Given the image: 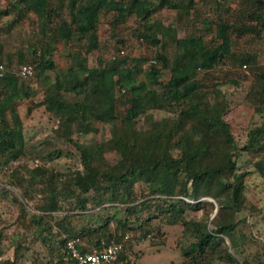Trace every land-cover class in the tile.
Returning a JSON list of instances; mask_svg holds the SVG:
<instances>
[{
    "label": "trees",
    "instance_id": "obj_1",
    "mask_svg": "<svg viewBox=\"0 0 264 264\" xmlns=\"http://www.w3.org/2000/svg\"><path fill=\"white\" fill-rule=\"evenodd\" d=\"M244 1L235 12L231 0H7L0 6V19L9 18L0 31L28 20L33 33L17 61L11 51L0 57V264H25L38 243L46 256L32 264H77L67 244L72 237L85 240L82 250L102 239L124 240L115 264H144L135 241L164 244L169 225L182 226V259L173 264H264V238L249 221L263 212L251 191L256 177L264 181V63L258 52L233 48L245 34L264 40V0ZM163 7L176 10L175 21L154 17ZM104 14L111 15L114 40L102 43ZM197 19L203 21L198 32L179 34ZM123 25L150 55L125 52ZM61 43L69 48L65 67L54 57ZM94 51L97 65L89 61ZM24 64L32 74L20 73ZM223 65L238 75L201 77ZM243 67L249 78L238 72ZM31 76L42 82L39 100L32 98L39 89ZM243 86L254 114L242 139L226 115L234 107L231 95ZM24 98H32L27 114L42 107L51 119L45 137L28 141L19 110ZM256 114L263 116L258 122ZM104 129L107 137L81 139ZM242 152L253 169H240ZM241 211L249 215L238 217Z\"/></svg>",
    "mask_w": 264,
    "mask_h": 264
},
{
    "label": "rangeland",
    "instance_id": "obj_2",
    "mask_svg": "<svg viewBox=\"0 0 264 264\" xmlns=\"http://www.w3.org/2000/svg\"><path fill=\"white\" fill-rule=\"evenodd\" d=\"M6 1L7 0H0V6L5 7L7 4ZM244 2H245L244 0H231V2L228 3L229 4L233 3L232 7L231 5L229 6V4H227V6H229L228 8L230 11L235 12L237 9L239 10L244 6ZM201 4L202 1L199 5V8H202ZM205 14L211 17L213 16L214 12L210 11L208 13V11L206 10ZM176 15H177L176 10L169 9L167 7H163L154 13L155 18H159L166 23L175 21ZM109 17H111L110 14L102 15L101 27H100V39L102 43L105 42L106 40H114L111 39L112 37L111 27L108 23ZM1 18L2 19H0V27L2 26V24L7 23L6 20H9L7 16L2 15ZM132 23L133 21L130 20L127 23V26H129ZM202 24H203L202 19H197L194 22H192L188 28H180L179 34L181 36H184L185 34L192 31L198 32ZM122 27H121V32L124 33V36L127 38L126 40L128 43L127 48H125V52L130 53L132 55H150V49L147 48L145 43L142 40H140L136 35H132L130 28L126 27L125 25H123ZM31 29L32 28L29 24V21L25 20L22 23L11 28V30L0 31V43L2 44V45L0 44V57H2V55H5L8 51H11L13 52L14 61H17L18 51L20 49L27 50L28 43L33 38L32 37L33 33ZM233 48L236 51L250 50V52H258L259 63H264V40L261 41L256 36L245 34L241 37L235 38ZM68 52H69L68 45L66 43H61L58 46V50L55 51L54 53V57L57 63L62 67H65L69 63ZM111 52L112 51L110 50L106 52L107 54L105 55L109 56L111 55ZM1 61L2 60H0V62ZM89 61L91 65H97L101 61V59L100 60L98 59L97 51H94L90 54ZM13 63L15 64V62ZM228 65L219 66L213 72H207V73L202 72L201 77L205 79V81L207 82L215 78H218L219 80H225L226 78H231L237 73H234L236 69L233 70ZM248 68L249 67H246L244 69L243 67V69H240L238 72L242 75L243 73L247 74L249 78L252 74L247 73ZM26 78L27 80L31 81L33 87L39 89L38 92L32 96L33 99L39 100L42 96V82L39 79H36L32 76ZM246 83H248V81L244 82V86L246 85ZM244 86L242 88V91L238 92L237 94L231 95L232 105H234V107L226 115V118L233 125L234 133L236 134L237 137H241L242 139L245 138V132L248 130L247 126L250 122L251 117L254 114L253 105L244 100V96L246 94V87ZM223 88L226 90L227 93H230L233 89V84H228ZM32 98H24L23 100H19V110L24 119L26 137L28 141H31L33 138L37 139V138L45 137L51 131V124H52L51 119L43 113L42 107L34 109L31 114H27V107L29 103H31ZM160 114H165V113L160 112ZM255 118H256L255 122H258L263 118V116L261 114H256ZM107 136H108V131L104 129L99 134H94V133L83 134L81 136V139L84 141L92 142ZM109 157L113 161H115L116 159V156L113 154H110ZM237 160L239 167L242 170L254 168L249 156L244 152L239 153L237 155ZM255 181L257 182V184L254 185L255 182L253 183V189L251 191V195L261 200V203L263 204L262 205L263 212H256L253 215H250L249 221L254 222L255 227L253 228V230L255 233H257L260 236L259 238L261 239L264 238V181L261 182L260 178L257 177ZM191 214H193V212H191ZM244 215H249L248 211H241L238 213V217H242ZM165 230H167L168 238L164 239L163 241L165 242L164 244H153L149 239L135 241L134 251H139L141 253L140 260L144 264H173L174 262L180 261L182 259L180 249L178 248V240L180 239L182 226L169 225L165 227ZM160 239L162 241L163 237L161 236ZM86 241L89 242L88 239ZM12 250L13 249H11L10 251L12 252ZM45 254L46 253L44 246L41 243H38L35 246V248L30 250L26 254L25 264H32V259L38 255L45 258L46 256ZM215 264H220V262L216 261Z\"/></svg>",
    "mask_w": 264,
    "mask_h": 264
},
{
    "label": "built area",
    "instance_id": "obj_3",
    "mask_svg": "<svg viewBox=\"0 0 264 264\" xmlns=\"http://www.w3.org/2000/svg\"><path fill=\"white\" fill-rule=\"evenodd\" d=\"M0 68H3L2 64ZM32 72V65L24 64L20 68V73L24 76L32 74ZM125 237L128 238V234ZM67 244L77 264H115L120 252L124 248V240H117L115 238L111 240L102 239L98 246H89L86 250H82V246L86 242L80 237L70 238Z\"/></svg>",
    "mask_w": 264,
    "mask_h": 264
}]
</instances>
